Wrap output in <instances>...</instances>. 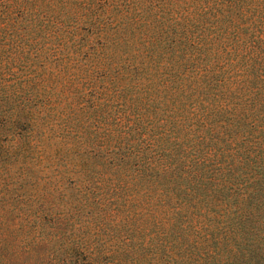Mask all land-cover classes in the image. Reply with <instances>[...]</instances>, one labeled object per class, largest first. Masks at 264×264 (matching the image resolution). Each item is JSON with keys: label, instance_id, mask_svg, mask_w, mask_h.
I'll list each match as a JSON object with an SVG mask.
<instances>
[{"label": "trees", "instance_id": "16d2710c", "mask_svg": "<svg viewBox=\"0 0 264 264\" xmlns=\"http://www.w3.org/2000/svg\"><path fill=\"white\" fill-rule=\"evenodd\" d=\"M67 4L0 0V158L57 162L60 185L68 140L37 137L29 74L52 72L39 8ZM97 31L100 184L72 188L107 229H150L153 264H264V0H100Z\"/></svg>", "mask_w": 264, "mask_h": 264}, {"label": "rangeland", "instance_id": "374dc122", "mask_svg": "<svg viewBox=\"0 0 264 264\" xmlns=\"http://www.w3.org/2000/svg\"><path fill=\"white\" fill-rule=\"evenodd\" d=\"M54 8H39L46 26L37 37L52 72L44 81L39 70L29 74L38 83L31 103L39 110L37 137L41 133L51 145L62 134L67 137L68 169L74 171L69 175L77 183L58 184L57 162L50 173L34 154L18 167H7L0 158V262L153 264L150 229H107L100 196L72 188L100 184V0H68L61 13ZM58 58L66 65L61 78L52 70ZM108 95L115 105L114 93ZM7 144L14 147L13 141ZM62 186L72 188L69 199Z\"/></svg>", "mask_w": 264, "mask_h": 264}]
</instances>
